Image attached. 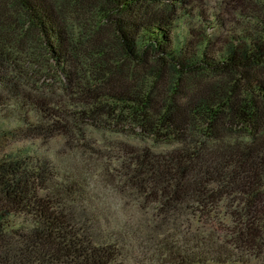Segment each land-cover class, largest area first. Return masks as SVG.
<instances>
[{
  "label": "trees",
  "instance_id": "trees-1",
  "mask_svg": "<svg viewBox=\"0 0 264 264\" xmlns=\"http://www.w3.org/2000/svg\"><path fill=\"white\" fill-rule=\"evenodd\" d=\"M0 264H264V0H0Z\"/></svg>",
  "mask_w": 264,
  "mask_h": 264
},
{
  "label": "rangeland",
  "instance_id": "rangeland-1",
  "mask_svg": "<svg viewBox=\"0 0 264 264\" xmlns=\"http://www.w3.org/2000/svg\"><path fill=\"white\" fill-rule=\"evenodd\" d=\"M202 3H204L205 7H211V6H215L217 0H201ZM73 9V8H72ZM78 8H75V10ZM20 15V13H18ZM208 78V77H206ZM208 80H212V78H208ZM60 93V92H59ZM15 116L16 118H18V114L15 112ZM133 134L129 135H111L109 132L106 133H97L94 131V135L92 137V142H97L99 143L101 140L104 141V143H101L100 147L102 149V155L106 156L105 161H110V162H115L116 159L120 158L125 151L120 150L121 147L123 146L122 144H130V145H134V146H138V147H144V143L141 142L140 140V136L135 135L134 132H132ZM109 145V148H105L106 145ZM25 145V144H24ZM95 146V145H94ZM111 146V148H110ZM123 148V147H122ZM39 151L41 153H49L51 155V157H56L58 159L59 162H62L63 159H65V157H67L65 154H68L69 151L71 150V143L64 138H58L57 140H54L52 142H50V145L45 146L43 143H40V148ZM81 154V153H79ZM64 156V157H63ZM103 159V160H104ZM73 160L75 161H79L80 164H83V162H87V159L82 160L80 156L74 158ZM72 160V163L74 164L75 162ZM89 163L92 165V169L95 170V164L99 163L98 161H91V159L89 160ZM112 168H117L113 165ZM126 201V200H125ZM125 205L127 206V208H132V206H134V203L132 202H125ZM110 203H113L115 207H117L118 212L123 211L124 208H122L119 205V197L115 198L114 196L112 198L109 199ZM121 205L123 204V202H120ZM120 208V210H119ZM132 211L134 213H137V210H134V208L132 209ZM124 212V211H123ZM132 213V216H135V214ZM117 215H119L117 213Z\"/></svg>",
  "mask_w": 264,
  "mask_h": 264
}]
</instances>
